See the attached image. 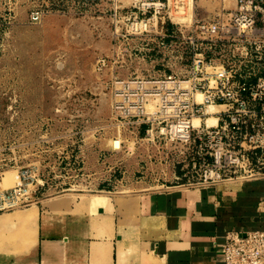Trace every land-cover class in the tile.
I'll use <instances>...</instances> for the list:
<instances>
[{
    "label": "rangeland",
    "instance_id": "obj_1",
    "mask_svg": "<svg viewBox=\"0 0 264 264\" xmlns=\"http://www.w3.org/2000/svg\"><path fill=\"white\" fill-rule=\"evenodd\" d=\"M236 8L237 0H0V195L20 183L22 204L66 192L109 196L130 179L166 185L177 174L185 186L205 173L219 182L264 173L169 141L150 118L159 97L139 110L141 81L150 88L172 76L188 86L222 64L249 75L240 53L255 50L250 34L208 41L197 28ZM257 19L264 23V11ZM195 54L211 63L198 66Z\"/></svg>",
    "mask_w": 264,
    "mask_h": 264
},
{
    "label": "crops",
    "instance_id": "obj_2",
    "mask_svg": "<svg viewBox=\"0 0 264 264\" xmlns=\"http://www.w3.org/2000/svg\"><path fill=\"white\" fill-rule=\"evenodd\" d=\"M180 180L130 179L109 196L66 192L0 212V264H223L229 232L264 231V175Z\"/></svg>",
    "mask_w": 264,
    "mask_h": 264
},
{
    "label": "built area",
    "instance_id": "obj_3",
    "mask_svg": "<svg viewBox=\"0 0 264 264\" xmlns=\"http://www.w3.org/2000/svg\"><path fill=\"white\" fill-rule=\"evenodd\" d=\"M263 11L254 0H237V8L219 20L197 21V28L207 36L208 41H214L212 37L229 32H235L243 41L250 34L255 50L249 51L245 47V52L240 53V57L248 59L247 63L250 64L245 65L248 76L238 75L239 70L233 71L222 64L214 73H206L214 79L208 82V77L202 76L197 79L198 82L185 86L169 76L152 82L154 86L150 88L143 81L138 84L142 90V102L139 105L141 113L146 114L145 106L149 97H159L158 110L150 118L157 121L160 133L168 137L169 141L186 146L187 150H199L200 156L210 155L219 166L227 162L233 167H252L264 171V23L258 25L257 19V15ZM31 20L38 22L40 15L32 14ZM141 23L147 30L148 20H142ZM200 56H194V63L198 66L211 63V60ZM198 96H201V100ZM210 107L222 108L214 113V123H209L206 117L209 116L207 112ZM197 120L200 121L198 124ZM213 174L205 173L195 183L185 186L203 187L219 183L220 177ZM20 186L22 184L19 183L17 188L0 195V202L3 201L0 212L36 202L18 204V194L22 190ZM222 262L264 264V231L245 234L229 232L222 248Z\"/></svg>",
    "mask_w": 264,
    "mask_h": 264
},
{
    "label": "bare ground",
    "instance_id": "obj_4",
    "mask_svg": "<svg viewBox=\"0 0 264 264\" xmlns=\"http://www.w3.org/2000/svg\"><path fill=\"white\" fill-rule=\"evenodd\" d=\"M215 112H217V109H215V110H213V112H211V109H208V112H207V114L209 115V123H214L215 122V120H216V118H215V116H214V113ZM198 122V121H197ZM17 179L19 180V176L17 175ZM18 183H19V181H18ZM17 183V184H18ZM16 184V185H17Z\"/></svg>",
    "mask_w": 264,
    "mask_h": 264
}]
</instances>
